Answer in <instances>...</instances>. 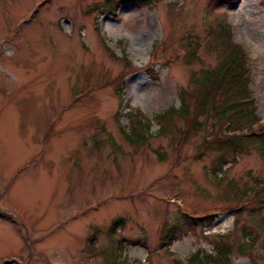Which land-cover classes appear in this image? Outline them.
Wrapping results in <instances>:
<instances>
[{
	"label": "rangeland",
	"instance_id": "1",
	"mask_svg": "<svg viewBox=\"0 0 264 264\" xmlns=\"http://www.w3.org/2000/svg\"><path fill=\"white\" fill-rule=\"evenodd\" d=\"M106 1L0 0V264H186L219 235L238 240L236 191L264 179L255 145L226 154L211 178V130L185 135L175 116L161 134L155 120L182 93L197 105L193 75L219 66L214 31L226 22L264 121V0H116L115 14ZM135 110L152 121L144 143L122 133ZM204 215L212 226L190 231L187 216ZM242 218L260 237L231 262L264 264V211Z\"/></svg>",
	"mask_w": 264,
	"mask_h": 264
},
{
	"label": "trees",
	"instance_id": "2",
	"mask_svg": "<svg viewBox=\"0 0 264 264\" xmlns=\"http://www.w3.org/2000/svg\"><path fill=\"white\" fill-rule=\"evenodd\" d=\"M129 1V0H128ZM104 13L115 14L116 0H107ZM141 6L151 5L157 0H137ZM234 0H211L209 8L213 5L216 8H221L230 5ZM115 6V8H114ZM104 10V11H105ZM215 38L212 45H220L221 53L220 64L213 70H202L198 74L193 75V81L198 83L199 101L195 107L189 104V97L185 93L181 95V106L178 109L156 116L159 123V133L166 134V131L171 124V120L175 116L182 118L187 124L182 132L185 135L208 129V124L211 123L213 133L208 141H203V148L211 149L219 152V157L216 161V167L223 165L224 156L232 154L236 156L244 152L249 145H255L264 156V127L256 129L260 119L256 115V106L251 98L249 91V71L247 69V55L241 45L234 43L230 28L223 22L216 26ZM186 48V60H191L196 57L198 48L196 45ZM193 50V51H192ZM123 60L126 67L130 68L131 62L128 57L124 56ZM136 71H128L119 77L122 82L129 74ZM154 72V71H153ZM219 98V101H217ZM211 114V116H210ZM214 115V117H212ZM130 126L127 130L123 129L122 133L128 141L134 143L145 142L151 130V123L145 119L140 111H130L129 113ZM119 118V116H118ZM227 133L223 134V129L227 126ZM123 128V127H122ZM244 130H247L245 133ZM228 133H230L228 135ZM235 157L232 160L234 163ZM236 197L241 200L239 207L234 209L232 214L235 216L238 240L233 241L232 235H219L211 240L213 252L208 253L204 250H197L186 264H232L231 256L234 246H238L240 254L248 255L255 248L259 233L253 227H249V223L244 227H240V220L245 215L252 217L260 216L263 211H256V204L260 205L264 202V179L259 177L254 179L253 186L245 187L236 191ZM252 205L251 207H248ZM1 216V215H0ZM191 221L190 231L193 228L201 227L202 231L205 228L212 226L214 215H204L202 217H189ZM264 223V222H262ZM120 224L116 222L115 227ZM175 240L173 230L169 232L167 242L171 243ZM236 242V243H235ZM237 244V245H236ZM116 250H118L116 248ZM181 262L180 264H184Z\"/></svg>",
	"mask_w": 264,
	"mask_h": 264
}]
</instances>
